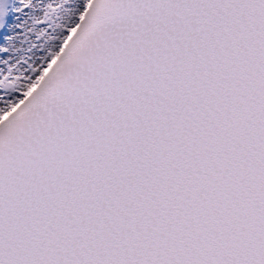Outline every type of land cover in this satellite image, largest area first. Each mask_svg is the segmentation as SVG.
<instances>
[{"label":"snow or ice","instance_id":"snow-or-ice-1","mask_svg":"<svg viewBox=\"0 0 264 264\" xmlns=\"http://www.w3.org/2000/svg\"><path fill=\"white\" fill-rule=\"evenodd\" d=\"M0 264H264V0H0Z\"/></svg>","mask_w":264,"mask_h":264}]
</instances>
